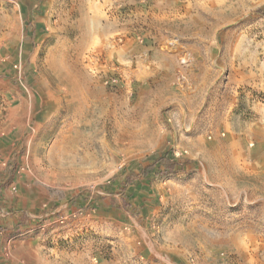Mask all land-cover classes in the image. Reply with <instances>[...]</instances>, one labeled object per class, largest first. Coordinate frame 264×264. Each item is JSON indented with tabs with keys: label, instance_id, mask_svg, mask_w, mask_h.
<instances>
[{
	"label": "rangeland",
	"instance_id": "rangeland-1",
	"mask_svg": "<svg viewBox=\"0 0 264 264\" xmlns=\"http://www.w3.org/2000/svg\"><path fill=\"white\" fill-rule=\"evenodd\" d=\"M69 92L94 102L74 151ZM165 148L179 164L122 210ZM12 211L30 221L0 229V264H264V0H0Z\"/></svg>",
	"mask_w": 264,
	"mask_h": 264
},
{
	"label": "trees",
	"instance_id": "trees-1",
	"mask_svg": "<svg viewBox=\"0 0 264 264\" xmlns=\"http://www.w3.org/2000/svg\"><path fill=\"white\" fill-rule=\"evenodd\" d=\"M149 164L145 166H141V164H134L133 167H135L138 172H131L130 174L126 175L125 182L127 185V190H123V188H120V203L121 209L124 210L125 208L130 207L132 199L136 201H143V205H141V211L147 210L148 206L150 205V199H148L146 196H149V183L152 179L159 176L162 171H170L174 169V166L179 164V159L175 158L170 148H165L161 152H156L151 154L148 158ZM184 165H181L180 169H183ZM162 169V170H161ZM138 182H140V185H138ZM109 190L108 188L106 189ZM89 197V200L87 202V208H98V207H104L105 206L100 202V199L98 196H90L86 194L83 196L82 194L77 196L75 200H71V205L74 204L76 201H84L86 198ZM115 201H113L112 208L120 209L118 206H115ZM107 209V208H105ZM30 221L27 216L22 213H16L11 212L7 216H0V229H6L11 227H17L20 223Z\"/></svg>",
	"mask_w": 264,
	"mask_h": 264
},
{
	"label": "bare ground",
	"instance_id": "bare-ground-1",
	"mask_svg": "<svg viewBox=\"0 0 264 264\" xmlns=\"http://www.w3.org/2000/svg\"><path fill=\"white\" fill-rule=\"evenodd\" d=\"M72 93L69 92L67 95L70 99L67 101L65 100V102H67L66 108H68L69 115L65 118L63 126L64 130L62 132L60 131L59 134L57 133V144H62L63 147H69L74 151L78 143V138L80 137V134L76 130V127L78 126L74 124L80 123L83 120L92 117L93 114L91 109L94 102L88 97L84 101L80 102V100H76V98L79 99L78 97H75L76 94L74 95ZM90 98H92V96ZM76 102L77 105L73 106V109H71L70 107H72V103Z\"/></svg>",
	"mask_w": 264,
	"mask_h": 264
},
{
	"label": "built area",
	"instance_id": "built-area-1",
	"mask_svg": "<svg viewBox=\"0 0 264 264\" xmlns=\"http://www.w3.org/2000/svg\"><path fill=\"white\" fill-rule=\"evenodd\" d=\"M13 68L17 71H19L20 67L18 65H14Z\"/></svg>",
	"mask_w": 264,
	"mask_h": 264
},
{
	"label": "crops",
	"instance_id": "crops-1",
	"mask_svg": "<svg viewBox=\"0 0 264 264\" xmlns=\"http://www.w3.org/2000/svg\"><path fill=\"white\" fill-rule=\"evenodd\" d=\"M223 125H224L225 128L229 127V124L226 121L224 122ZM230 133L232 134V132H230Z\"/></svg>",
	"mask_w": 264,
	"mask_h": 264
}]
</instances>
